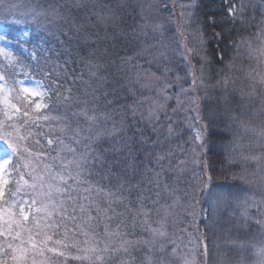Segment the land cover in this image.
I'll return each mask as SVG.
<instances>
[{
	"label": "trees",
	"instance_id": "obj_1",
	"mask_svg": "<svg viewBox=\"0 0 264 264\" xmlns=\"http://www.w3.org/2000/svg\"><path fill=\"white\" fill-rule=\"evenodd\" d=\"M92 1L23 0L18 3L25 5L26 8L20 9V13L47 11L51 15L43 14L35 19L32 15H19L20 23H6L4 10L0 9V22L7 26L8 34L13 37L21 29H27L29 37L25 45L28 49H35L37 53L36 58L33 59L29 54L17 52L14 55L16 62L11 65L8 61L0 60V73L5 76V81L11 90L9 96L11 102L22 107L20 100L24 95L14 81L26 72L29 76L42 81L44 85L58 89L59 97L55 92H49L50 99H47V103L51 108L50 115L71 113L85 106L88 109L96 106L99 112L112 115L113 120L108 122L109 127L113 121L118 125L121 121L123 122L126 135L132 137L128 143L136 142V146L131 149V156L127 159V172L119 174L118 178H113L110 170L115 167V164L110 150L111 141L104 140L97 145L107 150L104 153V164L99 169L100 175H95L92 179L126 198L124 204L114 205V207L118 212L124 213L130 240H151V237L144 230V225L140 223L135 224L133 231L129 230L133 225V219L125 205L137 209L140 206V200L143 199L144 207L151 213L147 219L155 227V221L163 216L161 206L171 203L163 192V185L168 184L176 188L177 195L183 196L185 190H190L186 181L191 180L194 172L203 175L202 168L207 163V174L211 176V181H207L205 177L198 186L200 190L197 192L196 200L199 202L195 204V216L183 215L179 223L169 220V239L165 241L167 248L163 254L166 264L170 260L169 251L172 240L177 246L176 253H189L187 247L194 243L193 247L197 249L194 264H207V251L204 248L208 249L214 238L220 240L235 237L243 240L250 238L253 241H258L261 237L264 239V225L258 224L257 220L250 219L245 226V224L234 223L232 217H226L225 213L214 219L211 215L204 219L202 215L207 207L205 193L213 188L243 193L247 191L260 195L263 197L261 199H264V136L261 135V132H264V84L260 83L264 79V70L258 66L259 58L256 55L250 57L243 47L237 54L232 47V42L240 37H245L252 46L257 41L261 42L256 34L260 31L258 26L261 20L264 19V9L259 10L257 0H191V17L187 21L188 27L193 31V35L202 33L201 55L206 56L210 63L205 65L203 86L197 80L192 90L191 98L195 99L196 104L185 105V108H190L191 111H183L172 117L178 122L176 129L179 135L172 138L170 146L176 148L179 145L180 147L176 148L172 159L173 168H169L168 161L164 162L162 166L164 171L158 178L161 187L157 189V178L153 175V171H160V168L156 166L153 156L146 155L143 150L148 147L150 140L143 146L139 145L141 136L138 129L145 130V137L151 136L152 139L155 137L149 132L150 126L140 119V113L146 112L145 104H147L141 101H145L149 92L146 91L147 94L142 95L140 81L132 79L136 63L140 59V43L142 42L141 35L137 32L139 28L137 13L135 9H131L132 6L127 0H96L97 6L93 5ZM230 8H234L235 16L229 14ZM54 11L58 12V15H53ZM153 11L154 17L161 19L163 24L166 23V29L167 21L165 20L168 18H174L176 23L181 22L178 7L170 0H160L158 10L156 11L153 6ZM7 19L12 20L14 17ZM14 41L16 44L20 43L17 40ZM165 54L167 55V52ZM221 57H223L222 63L218 62ZM189 59L196 63L192 57ZM229 62H231V70L220 72V69L228 66ZM90 64L101 66L96 77L89 76ZM180 64H175V71L185 77H181L173 91H179L180 87L192 88L191 83L188 82V78L192 79V77L180 67L184 65L187 71L188 65L182 59ZM162 73L159 71L158 75L150 77L147 84H152L155 77L161 76ZM170 78L175 79L173 76ZM224 78L230 81L226 90L223 85L218 84V81ZM68 89L71 90L70 93L67 92ZM205 93H211L213 99L217 98L219 93H224L228 99V107L232 109L229 113L221 112V118L215 123L208 124L207 128L204 125L208 123L206 107L208 101L202 99ZM242 94L243 99H241ZM65 95H70L68 102L63 99ZM172 103L174 106V102ZM69 104L71 107L67 106ZM132 108L137 109L135 115ZM4 110V107L0 106V120L5 119ZM42 111L48 110L42 109ZM31 113L36 114L34 105ZM232 116H235L234 120ZM14 119L19 122L22 117L18 114ZM71 122L74 124L75 119ZM190 124L198 127L203 138L202 142L196 141ZM47 127L48 125L42 123L40 127L27 130L38 134L29 141L34 150L49 153L51 156L55 153L47 145L46 138L39 134L47 131ZM34 139H39L40 144L35 145ZM6 149L8 145L0 142V151ZM149 151L154 155L160 149H149ZM242 157L249 159L243 160ZM251 157L260 159L252 160ZM117 159L123 160V157H117ZM234 159L236 163L232 162ZM181 160L185 161L183 174H179V169L175 168ZM28 171L22 168L16 170L9 168L7 175L3 176L7 183L4 184V198L0 200V209H3L0 218L7 221V224L1 223V227L8 228L9 211L16 213L11 219L19 218L18 204L14 209L9 208V201L13 197L17 202L24 200L30 202L33 198V190L29 187L32 181ZM105 177L108 178L105 179ZM25 181L28 183L26 184ZM156 191H160L161 195L158 202L154 203L153 201L157 200ZM187 202H190V198L183 199L184 204ZM35 207L33 206V212ZM188 217H192L189 222ZM260 218L259 216L258 219ZM120 219L121 217H117L113 220L112 226L115 227ZM13 229L16 230L15 226ZM122 230L125 229L122 227ZM98 231L102 233L103 226ZM73 239L81 241L80 250L60 249L65 251L64 257L52 258V254H47L45 264H96L95 256L99 253L82 251L85 247H89L83 243L85 237L69 236L67 242L71 243ZM0 242L6 244L7 240L5 237H0ZM85 255L91 259H75L76 256ZM104 256L106 264H122V261H127L128 264H148V258H151L152 264H159L161 258L159 252L150 250L143 243L131 246L127 256L116 254L111 259L107 253ZM237 259L240 260L239 256ZM7 264H14L10 259V253Z\"/></svg>",
	"mask_w": 264,
	"mask_h": 264
},
{
	"label": "snow or ice",
	"instance_id": "obj_2",
	"mask_svg": "<svg viewBox=\"0 0 264 264\" xmlns=\"http://www.w3.org/2000/svg\"><path fill=\"white\" fill-rule=\"evenodd\" d=\"M20 8L21 5L19 4L0 0V9L4 10L6 23H20L19 15H32L33 19L43 15V13L34 11L32 13H20ZM52 14L58 15V12L54 11ZM229 14L235 16L234 8L229 9ZM8 17H14V19L8 20ZM189 17H191V13H189ZM140 19L144 21L139 27L145 36H147V30L150 27L153 31L161 27L158 24L150 25L143 14H141ZM258 27L260 31L256 35L258 39H261L262 47L253 49L250 41L245 37H240L232 42V47L237 54L241 52L243 47L250 57L257 52L260 53L261 57H264V19L261 20ZM193 40L196 42L192 46L183 45L184 51L181 52L182 59L188 65L187 74L192 77L191 89L180 87L179 91H173L181 77L176 74L175 79H171L173 73L167 67L161 76L155 77L152 84L140 85L141 89L154 93V96L150 95L145 98V101H141V103L147 102L148 107L146 112L140 113V119L150 126L149 132L155 138L145 137L143 128L138 129V131L141 136L139 145L143 146L150 140L148 147L143 150L146 155L153 156L156 166L160 168V171H153V175L157 178V189L161 187L158 178L164 171L162 167L164 162L168 161L169 168H173L172 159L176 148L180 147L179 145L176 148L170 146L172 138L179 135L176 129L178 122L172 117L183 111H191L190 108L186 109L185 105L196 104L195 99L191 98L192 90L195 88L197 80L203 86L205 65L210 63L206 56L201 55L203 51L202 33L194 34ZM7 43H11L8 34H0V57H3L11 65L16 61L12 51L5 47ZM24 50L28 51L27 48ZM29 55L35 59L37 56L35 49ZM189 57L195 59L196 63H193ZM218 62L222 63L223 57ZM100 67L98 64H90L89 76L96 77ZM229 70H231V62L225 68H221L220 72ZM14 83L20 85V91L26 94L20 100L22 107H18L9 99L11 90H7L6 94L5 76L0 74V106L9 109L3 113L5 119L0 120V142L8 145L4 156L0 158V200L4 198V184L7 183L4 181L3 175L8 172L9 168L12 170L17 168L29 170L28 175L32 181L29 187L33 190V198L30 202L28 200L17 202L14 197L9 201L10 209L16 208L18 204L19 218L11 219L16 213L9 211L10 221L7 231L0 230V237H5L7 240L6 244L0 242V264H7L9 253L14 264H29V261L30 264H45L47 254H52V258L64 257L65 251L60 249L76 248L80 250L81 241L79 239H73L71 243L67 242L69 236L80 235L85 237L83 243L89 245L82 251L99 253L95 256L96 264H106L105 253L109 254V259L116 254L127 256L130 247L137 243H143L150 250L159 252L161 254L159 264H166L163 254L167 248L165 241L169 239V220L179 223L183 215L195 216V204L199 202L196 200L197 192L200 190L198 186L205 177L207 181H211V176L207 174V163L203 165V175L194 172L191 180L186 181L190 190H185L183 196L177 195L176 188L168 184L163 185V192L171 200V203L161 206L163 216L155 221V227L147 219L151 213L149 209L144 207L143 199L140 200V206L137 209L125 205L127 211L132 215L133 226L137 223L144 225V230L151 237V240H130L128 239L129 233L126 230L124 213L118 212L114 207V205L124 204L126 198L122 194H118L117 191H113L92 179L93 176L100 175L99 169L104 164V153L107 150L97 146L104 140L111 141L110 150L115 164V167L110 170L113 178H118L119 174L127 172V159L131 156V149L136 146V142L128 143L132 137L126 135L123 122L121 121L118 125L113 121L109 127L108 122L113 120L112 115L107 112H99L96 106L91 109L85 106L71 113L50 115L51 108L47 99H50L49 92H55L58 97L60 96L57 88H51L39 81L34 82V87L24 86L23 81H14ZM229 83L227 78L218 81V84L223 85L225 90ZM260 83L264 84V79ZM67 92L70 93L71 90L68 89ZM63 99L68 102L70 95H65ZM202 99L208 101L206 105L208 123L204 125L205 128L208 127V124L215 123L220 119L221 112L229 113L232 111L228 107V99L224 93H219L215 99L211 93H205ZM241 99H243V94ZM33 105L36 113L34 115L31 113ZM67 106L71 107L70 104ZM42 109L48 111L45 112ZM169 109H171V114H169ZM132 112L135 115L137 109L132 108ZM18 114L22 117L19 122L14 119ZM231 118L234 120L235 116ZM73 119H75L74 124L71 122ZM42 123L48 125L47 131L39 134L46 138L47 145L52 148L55 155L50 156L49 153L43 151L37 152L29 143L30 139L38 134L27 129L40 127ZM261 135L264 136V132H261ZM195 139L197 142H202L203 138L199 131ZM34 144L39 145L40 140L34 139ZM149 149H160V151L153 155ZM126 152L127 155H125ZM117 157H123V160L117 159ZM242 159L247 160L249 158L242 157ZM250 159L259 160L260 158L251 157ZM232 162L236 163L237 161L234 159ZM184 164L185 161L181 160L175 165V168L179 169V174L184 173ZM94 169L97 171L94 172ZM107 178L105 177V179ZM25 183L28 182L25 181ZM205 187H207L206 184ZM160 195V191L155 192L157 200L153 201L154 203L158 202ZM185 198H190L187 205L183 203ZM225 199L227 198L222 195L217 197L218 202ZM260 205H264V199L259 202L253 199L251 204L247 201L241 204L243 209L241 217L245 221V226L247 221L252 219L248 211L250 207L258 209V215L261 218L257 219L256 222L264 225V210L260 209ZM33 206H36L34 212ZM159 211L158 209V214ZM2 213L3 209H0V216ZM30 215L32 216L31 221ZM117 217H121V219L113 227L112 221ZM13 226L16 230H13ZM101 226H103L102 233L98 231ZM122 227L125 230H122ZM170 243L174 245L172 254H175L177 247L175 241L172 240ZM253 254L258 260V264H264V247L256 248ZM38 257L43 259L38 260ZM75 259L89 260L91 258L85 255L83 257L76 256ZM122 264H128V262L122 261ZM148 264H152L151 258H148ZM185 264H190V262L185 260Z\"/></svg>",
	"mask_w": 264,
	"mask_h": 264
},
{
	"label": "rangeland",
	"instance_id": "obj_3",
	"mask_svg": "<svg viewBox=\"0 0 264 264\" xmlns=\"http://www.w3.org/2000/svg\"><path fill=\"white\" fill-rule=\"evenodd\" d=\"M20 1L23 0H8V2L10 3L21 5L22 7L20 9L25 10L26 8L25 5L18 3ZM127 1H129L130 6H132L131 9H135L137 13V21H139V25L144 23V21L140 19L141 14H143L145 20L150 25L158 24L161 26L156 31H153L152 28L150 27L147 30V36H145L141 32L140 27L138 28L137 32L141 35L142 38V42L140 43L141 45L140 48L142 51L140 50V59L136 63V68L135 71L133 72L134 77L132 74V79L134 78V81L136 80L140 81V85L141 83L147 84V81L150 79V77H152L153 75H158L159 71L163 72L166 67L170 68L173 71L172 76L175 78V75L178 74V72L175 71V66H176L175 64L181 65L180 64V60L182 59L181 52L184 51L183 45L191 46L195 42L193 40V31L188 27V23H187L188 19L190 18L189 13H190L191 0H170L178 7V10L181 15V22L176 23L174 18H168L167 20H165L167 21V29L165 27L166 23L163 24L160 21L161 19H157L156 17H154L153 6L157 11L160 0H127ZM92 3L93 5L97 6L96 0H93ZM257 4L259 10L262 11L264 9V0H257ZM41 13H43L44 15H51V13L47 11H43ZM180 32L183 33V35ZM2 33L8 34V30H7V26H5L3 23L0 22V34ZM8 36L9 39L11 40V43L5 44V47L12 51L13 57L17 52L29 54L32 51V48L28 49L27 46L25 45L29 37L27 29H21L13 37L10 36L9 34ZM14 40H17L20 43L16 44ZM142 43H144V45H142ZM261 47L262 44L261 42L259 43L258 41L252 46L253 49H260ZM25 48H27L28 51H25L24 50ZM148 51L150 52L148 53ZM166 52L167 55L165 54ZM255 55L259 58L258 66L264 70V57H261L259 52H257ZM0 60L7 61L3 57H0ZM183 61L185 62V60ZM180 67L182 68L183 71L187 73L186 69L184 68V65ZM179 76L183 78L185 77L184 75L181 74H179ZM17 81H23L24 86H32V87L35 86L34 83L35 81H39L43 83L39 79H35L29 76L28 73L26 72L22 73L21 77H19ZM188 82L191 83V78H188ZM20 87L21 86L18 85L19 90ZM7 90H9V86L6 82V94H7ZM142 92H143L142 95L147 94L146 90H142ZM22 94L26 96V94L24 93ZM150 95L153 96V93H149V96ZM147 107H148V103L145 104V111ZM4 109H5L4 111L9 110L6 107H4ZM190 126L194 136L196 137V134L199 131L198 127L195 126L194 124H190ZM4 153L5 150L0 151V158L4 156ZM6 175L7 172L3 176ZM245 192L246 193H243L241 191H228L220 188H213L211 191L205 193L207 207L206 209L203 210V214H202L203 218L206 219L208 215H211L212 218L214 219L225 213L227 215L226 217H232V221H234V223L245 224L244 219L241 217V212L243 211L241 204L245 201L251 204L253 199L259 202L260 200H262L261 198H263L255 193H248L247 191ZM218 195H222L227 199L218 202L217 200ZM187 204L188 202L185 205ZM259 207L261 210H264V205H260ZM26 211H27V206H26ZM248 211L250 216L252 217L251 220L256 221L259 217L258 209L250 207ZM189 219L192 220V217H188V222ZM3 222L7 224V221L0 218V224ZM133 227L134 226L131 225L129 230L133 231L134 230ZM0 230L6 231L7 228L0 226ZM261 238L260 240L258 239V241H253L250 238L243 240V239H238L236 237L223 239V240L214 238L212 245H210L208 248L209 250L204 248V250L207 251L206 256L208 257L206 263L207 264H258V260L253 253L256 248L264 247V239ZM193 245L187 247V251L189 253L175 252V254H172V247L174 246L172 245L169 251L170 260L168 264H185V260L189 261L190 264H194L193 260H194L195 252H197V249H195ZM241 245H243V247H241ZM237 255L239 256L240 260L237 259L238 257Z\"/></svg>",
	"mask_w": 264,
	"mask_h": 264
}]
</instances>
